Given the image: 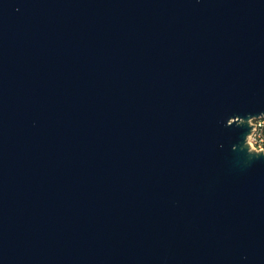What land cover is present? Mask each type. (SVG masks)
Listing matches in <instances>:
<instances>
[{
	"label": "water",
	"instance_id": "water-1",
	"mask_svg": "<svg viewBox=\"0 0 264 264\" xmlns=\"http://www.w3.org/2000/svg\"><path fill=\"white\" fill-rule=\"evenodd\" d=\"M260 112L264 0H0V264H264Z\"/></svg>",
	"mask_w": 264,
	"mask_h": 264
},
{
	"label": "clouds",
	"instance_id": "clouds-1",
	"mask_svg": "<svg viewBox=\"0 0 264 264\" xmlns=\"http://www.w3.org/2000/svg\"><path fill=\"white\" fill-rule=\"evenodd\" d=\"M264 117V112H260L258 114H247L245 116H241L239 114H233L232 116L228 117L226 121L228 120H232V121H236V128H240V127H244V126H248V125H254V121L257 118H262ZM225 127L231 128L234 127L231 124H228L227 122H225L224 124ZM256 135V128L255 126L251 127V131L248 132L242 139V142L239 143L240 148L239 151L241 152H245L246 156L248 158H260V157H264V153L257 151H253L252 148L250 147L254 137ZM245 140L247 142H245ZM232 150L233 151H237L236 148L234 147V145L232 146Z\"/></svg>",
	"mask_w": 264,
	"mask_h": 264
},
{
	"label": "built area",
	"instance_id": "built-area-1",
	"mask_svg": "<svg viewBox=\"0 0 264 264\" xmlns=\"http://www.w3.org/2000/svg\"><path fill=\"white\" fill-rule=\"evenodd\" d=\"M252 126H255L256 128V135L252 142H254L260 150H263L264 148V135H263L264 117L260 119H256L254 121V125ZM252 145L253 143H251V146Z\"/></svg>",
	"mask_w": 264,
	"mask_h": 264
},
{
	"label": "rangeland",
	"instance_id": "rangeland-1",
	"mask_svg": "<svg viewBox=\"0 0 264 264\" xmlns=\"http://www.w3.org/2000/svg\"><path fill=\"white\" fill-rule=\"evenodd\" d=\"M252 143H253V145H252V146L250 145V147H251L253 150H256V151H257V150H258V151H264V148H263V150H260L254 142H252Z\"/></svg>",
	"mask_w": 264,
	"mask_h": 264
},
{
	"label": "trees",
	"instance_id": "trees-1",
	"mask_svg": "<svg viewBox=\"0 0 264 264\" xmlns=\"http://www.w3.org/2000/svg\"><path fill=\"white\" fill-rule=\"evenodd\" d=\"M263 135H264V127H263Z\"/></svg>",
	"mask_w": 264,
	"mask_h": 264
}]
</instances>
